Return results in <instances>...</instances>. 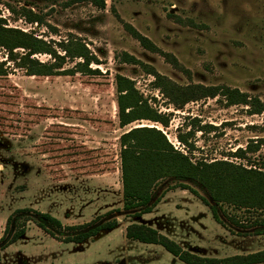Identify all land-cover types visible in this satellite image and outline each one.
Wrapping results in <instances>:
<instances>
[{"label":"rangeland","instance_id":"374dc122","mask_svg":"<svg viewBox=\"0 0 264 264\" xmlns=\"http://www.w3.org/2000/svg\"><path fill=\"white\" fill-rule=\"evenodd\" d=\"M99 10L85 0H0L4 27L32 35L56 49L78 39L98 61L93 74L29 77L7 59L0 62V264H183L163 248L125 238L132 224L145 225L201 258L224 259L264 251V235L236 228L229 218L250 225L260 213L217 208V224L198 193L177 188L164 179L152 192L160 198L151 213L130 217L123 210L119 137L131 128L158 129L169 145L192 162L226 161L262 168L264 146L245 160L233 158L238 148L264 139V114L249 115L248 107H228L218 96L186 104L178 110L155 89V72L174 84L237 89L251 101L264 103V0H104ZM8 9L15 12L10 13ZM30 11L40 21L22 16ZM130 25L158 51L141 46L124 28ZM15 53H23L16 50ZM127 55L140 64H128ZM51 63L47 55L32 57ZM175 59L177 68L169 63ZM78 60L67 61L72 69ZM133 81L148 104L169 116L167 128L137 121L120 128L115 77ZM193 127V151L177 139ZM202 129V131L200 130ZM7 230V219L17 210ZM35 213L58 219L62 229L37 227ZM110 213V214H107ZM114 219L117 227L82 244H65L67 227L92 220ZM24 225L25 234L8 244Z\"/></svg>","mask_w":264,"mask_h":264},{"label":"trees","instance_id":"16d2710c","mask_svg":"<svg viewBox=\"0 0 264 264\" xmlns=\"http://www.w3.org/2000/svg\"><path fill=\"white\" fill-rule=\"evenodd\" d=\"M95 8L104 10V0H85ZM14 13L13 9H8ZM28 23L39 24L40 21L30 11L23 10L22 15ZM5 21L0 18V49L7 53V59L16 65L17 68L25 71L29 77H53L69 76L72 74H93L89 66L98 64L97 59L88 52L86 46L78 39H71L55 44L62 54L50 44L34 38L24 32L4 27ZM125 30L137 40L141 46L151 52L157 49L130 25L124 24ZM21 50L23 53H15ZM36 54L47 55L51 63H40L32 57ZM72 69L66 70L64 66L67 61H75ZM128 64H140L133 57L127 55L124 61ZM169 63L177 68L175 59H169ZM148 75L154 78L155 89L159 90L163 97L176 109L181 110L190 102H197L201 99H214L218 96L225 100L228 107H248L249 115L264 114V103L258 100L251 101L246 94L237 89L204 87L202 85H190L181 87L170 80L160 77L152 71ZM7 76V68L4 62H0V77ZM116 92V115L120 128H125L137 121H148L155 123L162 128L169 125L170 115H161L154 110L135 88L133 81L117 75L115 77ZM193 127L184 135L179 134V143L185 146L188 151L194 150V145L189 139L195 134ZM199 129V128H197ZM202 131V129H200ZM120 175L122 187L123 210L130 214V217L141 218L151 213L157 206L160 198L152 199V192L156 185L164 179L179 181L177 188L188 190L193 195L198 193L191 189L186 183L199 185L206 193L211 204L202 199L209 207L214 221L223 226L217 208L222 209L224 205L237 210L253 211L260 213V219L250 225H243L240 221L229 218V222L240 229H254L258 236L264 235V172L262 168L255 166L245 168L240 164L226 161H203L192 162L188 156L174 150L156 128L139 127L131 128L124 132L118 139ZM261 146H264V139L250 141L244 149L238 148L233 153V158L245 160L247 155L256 154ZM32 213L29 209L15 211L6 221L8 229L15 214ZM110 214V213H107ZM39 220L37 227L51 234L48 227L62 229L60 221L48 214L35 213ZM97 220L89 223L67 227L68 235L63 243L79 245L87 240L93 239L99 233L111 231L117 227V222L112 219L106 223L97 225ZM24 225L16 230L8 244H13L25 234ZM125 238L146 245H156L163 248L172 257L183 264H264V251L256 252L246 256H233L224 259L201 258L182 250L175 242L159 234L156 230L145 225L132 224L125 229Z\"/></svg>","mask_w":264,"mask_h":264}]
</instances>
